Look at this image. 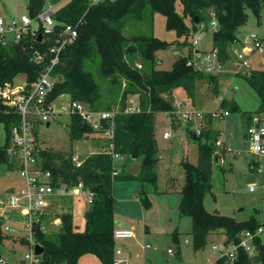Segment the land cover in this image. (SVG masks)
Masks as SVG:
<instances>
[{"label":"trees","instance_id":"16d2710c","mask_svg":"<svg viewBox=\"0 0 264 264\" xmlns=\"http://www.w3.org/2000/svg\"><path fill=\"white\" fill-rule=\"evenodd\" d=\"M46 3L47 0H28V15L36 19ZM263 6L264 0H107L92 6L89 0H70L55 12L56 31L46 38V44L30 37L19 44H0V85L12 83L20 76L26 77L29 83L36 80L48 64L46 53L54 38L65 25H77L78 37L65 47L60 64L54 69V74L62 77L63 81L56 86L52 98L66 95L70 102L83 103L98 112H124L129 100L136 98L139 110L131 114L124 125L133 135L128 153L130 158L142 159L138 175L140 182L155 183L158 162L156 115L173 110V96L178 91H183L188 99L194 101L197 82L203 78H208L217 93L218 76L205 75L188 65L193 51V36L199 31L209 30L215 21L213 49L218 51L221 63L226 64L232 60V48L238 41L237 30L247 21L246 10L258 12ZM156 13L164 15L167 30L182 39L177 44L178 48L188 49L187 56L177 60L170 71L156 69V52L167 49L171 43L153 34H124L128 21L151 25ZM35 50L46 55L44 62L31 60ZM239 76H243L257 92L260 109L264 113V70H252L249 75ZM221 105L239 111L234 101L223 99ZM251 119L249 116L248 124ZM18 122V115L3 109L0 125L4 126L7 136L0 147V164L9 168H14L15 163L7 149L11 144L12 128ZM68 132L71 140L79 141L99 131L79 115L72 114ZM220 134V130L212 126V120L208 121L207 129L200 136L188 132V139L198 144V161L196 164L182 163L185 182L180 191L179 211L181 216H190L193 220L190 234L195 252L205 248L212 233H225L229 243L237 241L241 232L254 231L260 225L255 219L240 224L234 218L215 215L205 208L204 198L211 191L212 165L220 156L217 152ZM72 156V152L51 148L39 150L42 166L53 173L59 184L83 182L94 193V201L86 214L83 231L78 230L71 214L63 213L58 232H37L35 241L45 249L41 262L78 264L80 257L93 254L102 264H113L118 246L114 239V159L103 149L91 154L80 167H76ZM253 163V159L249 158L250 168ZM140 200L143 206L149 205L147 199ZM6 238L0 230V242ZM20 243L25 244L23 240ZM224 263L225 260L220 257L215 262ZM257 263L264 264L262 239L258 241V252L254 256L249 257L240 251L234 264Z\"/></svg>","mask_w":264,"mask_h":264},{"label":"rangeland","instance_id":"374dc122","mask_svg":"<svg viewBox=\"0 0 264 264\" xmlns=\"http://www.w3.org/2000/svg\"><path fill=\"white\" fill-rule=\"evenodd\" d=\"M58 3L54 12L65 6L70 0H47V4ZM247 21L237 30L238 41L234 45L240 52L250 56L252 70H264V55L253 51L248 43L251 35L257 34L264 38V6L255 12L246 10ZM0 15L12 19H20L28 15V0H0ZM211 25L207 31H199L194 36L200 38L196 49L200 52L213 50ZM124 34L134 36L137 34H153L160 40L171 43L167 49L156 52V69L170 71L177 60L187 56V48H178L175 32L166 28V17L156 13L152 24L128 21ZM192 36V35H191ZM191 40V37L189 38ZM177 50V51H176ZM232 64H228L226 71L229 74L218 76L217 93L209 83L208 78L197 82L196 97L192 101L183 91L177 96L183 100L188 99L199 112L210 113L219 108L222 99L234 101L239 111H232L230 107H222L229 111L224 120L212 121V126L220 130L223 146H217V152L224 158V165L214 161L211 169V191L204 198L205 208L213 213L218 210L220 215L234 218L238 223L244 224L251 219L264 223V172L252 170L249 166L250 155L247 152L246 133L248 117H264L260 109V98L243 76H234ZM24 80L20 76L16 81ZM137 101L136 98H133ZM128 104L127 108H129ZM70 107V99L64 95L58 99L57 113L51 117L50 124L41 123L36 127V138L39 149L51 148L56 151L72 152L85 160L91 154L97 153L108 145V139L103 131H99L89 138L73 141L69 135L70 115L66 108ZM128 111L114 112L111 118L112 140L122 159L114 160L117 174L113 176L115 190V225L123 228L135 224L136 237L132 241L133 254L130 262L142 264L144 259V242L156 247L164 264H212L220 254L213 250V245H221L227 240L223 232H215L208 236L207 244L203 250L194 251L191 231L193 220L190 216H181L179 205L181 201V188L185 182L183 162L196 164L198 161V144L188 139V128L179 122L172 124L165 114L156 115V140L158 162L156 166V182L141 183L139 172L142 168V159L131 160L129 150L133 135L125 129V123L130 118ZM178 121V120H177ZM172 131L168 140L163 138L166 131ZM6 131L0 125V147L6 141ZM173 177V179H172ZM24 186L16 164L9 168L0 164V209L7 203L8 195L18 192ZM251 187L255 191H251ZM129 198V200H125ZM141 198L147 199L149 205L143 206ZM91 206L79 199H55L49 211L44 227L48 233L58 232L61 228V215L69 213L78 230L86 228V214ZM12 213V212H11ZM15 227L13 221H0V230L4 234L5 225ZM149 228V235L145 241L143 227ZM142 231V234H141ZM3 243L0 242V259H7L10 264L15 256L22 258L28 248L16 240L12 235ZM152 237V238H150ZM14 250H9V246ZM180 248V252L177 248ZM168 249L175 252L174 256H167ZM78 264H102L93 254H86L78 259ZM258 264V263H257Z\"/></svg>","mask_w":264,"mask_h":264},{"label":"built area","instance_id":"2783aa9c","mask_svg":"<svg viewBox=\"0 0 264 264\" xmlns=\"http://www.w3.org/2000/svg\"><path fill=\"white\" fill-rule=\"evenodd\" d=\"M107 0H89V4L97 5ZM54 4H47L36 19L29 15H23L20 19H6L0 15V44L8 42L19 44L27 38H39L46 44V38L55 34L57 23L54 20ZM213 29L216 22H212ZM40 29L42 32L40 33ZM78 37L77 25L67 24L63 30L54 38L48 48V64L40 73L36 80L29 83L24 77L22 81H14L5 85H0V114L3 109L7 113L19 116V122L12 128L11 144L7 153L13 158L17 165L20 177L24 180V186L18 192L13 191L8 195L7 203L0 209V221H13L15 227L5 225L4 234L12 235L20 242L23 240L28 248L27 253L21 258L22 264H42L41 256L36 255L35 246L38 245L35 237L38 231L47 232L44 222L53 207L55 199H79L86 205L91 206L94 201V193L86 187L83 182L76 185L59 184L53 173L45 169L39 157V147L36 138V127L41 123H50V119L57 113L56 107L58 99L52 98L58 83L63 78L54 74V69L60 64L61 55L65 47L71 44ZM200 43L198 36L192 38V56L188 60V65L195 70L210 76H220L229 74L226 71L227 65L232 64L234 76L249 75L252 71L250 56H246L237 48H232V60L226 64L219 60L218 51L200 52L196 47ZM248 43L253 46V51L264 55V38L257 34L249 37ZM45 54L40 50H35L31 58L35 63H42ZM223 100V99H222ZM210 113H202L194 109L192 102L188 99H181L177 95L173 96V110L164 114L170 121L181 122L189 132L195 136H200L206 129L208 121L224 120L229 116L228 110H223V106ZM130 114L139 110V102L130 99ZM3 107V109H2ZM69 115H79L84 122L96 131H103L109 140L104 151L112 156L114 160L122 159L112 140L110 128L111 118L114 112L94 111L83 103L70 102V107L65 110ZM178 120V121H177ZM172 131H166L163 138L168 140ZM247 152L253 159L252 169L264 172V117L253 116L247 127L246 133ZM217 146H223V141L219 137ZM84 160L73 154L72 162L76 167H80ZM218 163L223 166L224 158L220 155ZM117 174L114 169L113 176ZM251 191H255L251 187ZM12 212V213H11ZM264 213V206L262 209ZM3 234V235H4ZM135 234L130 229L116 228L114 239L119 242L134 238ZM264 241V223H260L256 230H245L241 232L237 241L224 242L221 245H213V250L219 252L220 258L225 260L224 264H234L238 259L240 251L245 252L249 257L258 252V241ZM155 249L151 244H145L144 250ZM169 257L174 256L172 249L167 250ZM216 262V261H215ZM213 262L212 264H215ZM1 264H6L5 259H0ZM129 257L120 246H117L114 254L113 264H128Z\"/></svg>","mask_w":264,"mask_h":264},{"label":"crops","instance_id":"0c3cea01","mask_svg":"<svg viewBox=\"0 0 264 264\" xmlns=\"http://www.w3.org/2000/svg\"><path fill=\"white\" fill-rule=\"evenodd\" d=\"M55 6L58 4L57 2L56 3H53ZM6 19L10 20L12 18H9V17H6L4 16ZM131 160H138V159H134V158H130ZM173 179V177H172ZM115 190H116V186L114 185V180H113V192L115 193ZM115 196V194H114ZM116 199V198H115ZM76 200V199H74ZM125 200H129V198H125ZM116 203V202H115ZM134 227H135V224L133 223L131 226H127V227H123L122 229H130L134 232L135 234V237H136V233L134 231ZM117 228V227H116ZM79 231H83V230H79ZM143 236H144V239L146 241L147 237H148V233H149V228L147 226H144L143 229ZM142 231H141V234H142ZM134 238H130V239H126V240H121L118 242V246H120L123 251L125 252L126 255H128L129 257V263L128 264H134V263H131L130 260H131V257H132V254H133V250L130 248L132 244V241H134ZM152 238V237H150ZM13 243V247L11 248L10 246L8 247L9 250H14V241H12ZM3 243V242H2ZM145 244H148V243H145L144 242V245ZM151 244V243H149ZM167 255V253H165ZM168 256V255H167ZM6 260V264H8V260ZM1 264V263H0ZM10 264H22L21 263V258H17V256H15L14 260L10 263ZM142 264H164L163 263V260L160 258V255L158 254V250L157 248L155 247V249H150V250H144V259H143V262Z\"/></svg>","mask_w":264,"mask_h":264},{"label":"water","instance_id":"95a60500","mask_svg":"<svg viewBox=\"0 0 264 264\" xmlns=\"http://www.w3.org/2000/svg\"><path fill=\"white\" fill-rule=\"evenodd\" d=\"M41 35L39 36V38H38V41H41ZM50 123H47V125H49ZM134 159H137V158H134ZM216 161H217V163H218V158H216ZM213 214H215V215H220V213H219V211L218 210H215L214 212H213ZM44 251H45V249L41 246V245H36L35 246V253H36V255H38V256H42L43 254H44ZM177 251L178 252H180V248L178 247L177 248Z\"/></svg>","mask_w":264,"mask_h":264}]
</instances>
